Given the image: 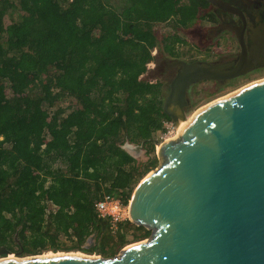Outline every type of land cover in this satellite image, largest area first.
Masks as SVG:
<instances>
[{
    "label": "trees",
    "instance_id": "obj_1",
    "mask_svg": "<svg viewBox=\"0 0 264 264\" xmlns=\"http://www.w3.org/2000/svg\"><path fill=\"white\" fill-rule=\"evenodd\" d=\"M208 6L0 0V246L35 254L67 239L86 251L95 234L99 245L90 250L105 252L150 235L130 220L112 234L96 202L111 195L128 204L158 161L154 155L142 166L121 144L153 146L166 130V90L157 76L144 77L148 63L177 57Z\"/></svg>",
    "mask_w": 264,
    "mask_h": 264
},
{
    "label": "water",
    "instance_id": "obj_2",
    "mask_svg": "<svg viewBox=\"0 0 264 264\" xmlns=\"http://www.w3.org/2000/svg\"><path fill=\"white\" fill-rule=\"evenodd\" d=\"M239 41L242 59L236 65L174 63L182 68L169 84L163 111L175 126L186 118L191 84L247 72L243 36ZM151 140L159 145L160 164L141 179L128 203L129 220L150 230L147 238L113 257L15 255L0 264H264V78L198 108L179 134L161 144ZM146 142L121 146L137 159ZM22 251L0 246V255Z\"/></svg>",
    "mask_w": 264,
    "mask_h": 264
},
{
    "label": "flooded vegetation",
    "instance_id": "obj_3",
    "mask_svg": "<svg viewBox=\"0 0 264 264\" xmlns=\"http://www.w3.org/2000/svg\"><path fill=\"white\" fill-rule=\"evenodd\" d=\"M219 1L222 5L213 4L208 0L209 14L203 24L196 26L194 35L197 34L196 37L202 39L205 45L209 43L218 47V44H221V48L225 51L221 50V53L213 57L192 59L182 57L181 54L178 57L162 55V64L153 63L154 70L157 77L163 81L167 96L170 92L169 84L182 68L180 64L174 65L177 60H184L188 63L193 61L214 62L217 65L233 62L236 65L242 59V47L239 41L241 35L247 47L246 59H244L247 72L232 79L204 80L191 84L186 92L185 108L189 104L190 97L197 93V86L201 82L208 81L211 83L212 90H218L242 77L264 71V0Z\"/></svg>",
    "mask_w": 264,
    "mask_h": 264
},
{
    "label": "rangeland",
    "instance_id": "obj_4",
    "mask_svg": "<svg viewBox=\"0 0 264 264\" xmlns=\"http://www.w3.org/2000/svg\"><path fill=\"white\" fill-rule=\"evenodd\" d=\"M159 27V26H156ZM196 28V27H195ZM195 28H192L190 30H187L186 36H184L185 41L182 43H179V45H177L179 47L178 49V54H181L182 57L185 58H205V57H213L216 54L221 53L222 51H225L223 48H221V44H218V47H215L209 43H207V45L203 44V40L197 38V34L194 35V33L196 32ZM174 31L173 29H168L167 31L162 33V36L165 38L167 37V35L172 34ZM198 33V32H197ZM207 37V36H206ZM222 40V39H220ZM156 51L153 50V53H155ZM162 56V55H161ZM179 56V55H178ZM177 56V57H178ZM162 64V60H160L159 64ZM150 70L145 73L144 77L145 78H149V79H154L157 75L156 71L154 70V66L150 65ZM264 78V71L262 72H258V73H254L250 76H246V77H242L236 81H234L233 83L230 84H226L224 87L218 89V90H212V87L210 86V82L205 81V82H201L198 86H197V93L195 94V96H191L190 97V101L189 104L187 105V107L185 108V112H186V119L191 117L193 115V113L200 107L204 106L205 104L217 99L218 97H221L223 95H226L250 82H253L255 80ZM74 101L71 99H63L62 103L64 106H69L71 107V109H75L76 108V103H73ZM166 124L170 125V121H166ZM166 130L163 133H160L158 135H156L154 138L157 139L159 141V144H161V142H163L165 140L166 137V133H168V131L170 129H172V126L170 125V127H167L165 125ZM177 132V131H176ZM176 134V133H175ZM153 142V141H152ZM141 143V142H139ZM123 144V143H122ZM158 150H159V145H156L153 142V146L152 145H147L145 144V149L141 151V155L138 156L137 158V162L138 164H141L142 166H144L145 164L149 163L151 161V159L153 158L154 155L157 156L158 161L155 163L154 166L150 165L151 168L149 169L148 172H150L151 170L155 169L159 164H160V158L158 156ZM145 174H143L141 177L144 178ZM142 178V179H143ZM129 203V202H128ZM117 232L113 233L116 234ZM132 234V233H130ZM94 240H91L90 242H86L85 247L88 249L86 251L81 250V249H77V248H72L73 243H71V241H68L67 239L65 240H61L60 243L62 245H67L65 247H60L59 249L54 248L52 245L48 246L47 248H43L41 250H39L37 253H24L22 251L21 254H5V255H0V258L2 257H9V256H13L15 257H25V256H32V255H38V254H45V253H49V252H53V253H65V252H75V251H80L83 253H86L88 255H93V256H104V257H113L115 255H117L126 245L130 244V243H124L121 247V242H116L114 245V250L112 248H109L108 246H106V251H92L90 250L91 248H94L96 245L98 246L99 243L97 242L96 236H93ZM128 238H130L129 240H133L132 236L128 235ZM128 241V240H127ZM135 242V241H133ZM132 243V242H131ZM14 252H17L19 250H12Z\"/></svg>",
    "mask_w": 264,
    "mask_h": 264
},
{
    "label": "built area",
    "instance_id": "obj_5",
    "mask_svg": "<svg viewBox=\"0 0 264 264\" xmlns=\"http://www.w3.org/2000/svg\"><path fill=\"white\" fill-rule=\"evenodd\" d=\"M150 65L153 66V62L148 63L149 68ZM165 125L167 127L172 126V129L166 135L175 132L176 126L172 121H170V125L166 123ZM96 209L99 216L110 219V230L112 234L118 231L120 223L129 220L128 204H125L122 199L115 196L105 195L96 202Z\"/></svg>",
    "mask_w": 264,
    "mask_h": 264
},
{
    "label": "bare ground",
    "instance_id": "obj_6",
    "mask_svg": "<svg viewBox=\"0 0 264 264\" xmlns=\"http://www.w3.org/2000/svg\"><path fill=\"white\" fill-rule=\"evenodd\" d=\"M202 107H203V106H202ZM190 118H191V117H189V118H187V119H186V118H185V119L181 118V119L179 120V122H178V125L176 126V130H175V132L172 133V134H167V135H166V139H169V138H171V137H173V136L179 134V133L182 131V129L184 128L185 124L189 121ZM176 131H177V132H176ZM175 133H176V134H175ZM129 146H130V145H129ZM68 253H75V254H78V255H88V254L83 253V252H80V251L68 252ZM56 254H61V253H53V252H49V253H45V254H43V255H56ZM9 257H13V256H9Z\"/></svg>",
    "mask_w": 264,
    "mask_h": 264
}]
</instances>
